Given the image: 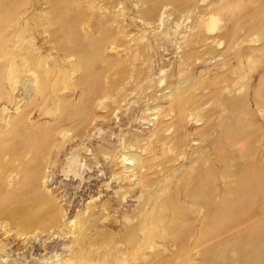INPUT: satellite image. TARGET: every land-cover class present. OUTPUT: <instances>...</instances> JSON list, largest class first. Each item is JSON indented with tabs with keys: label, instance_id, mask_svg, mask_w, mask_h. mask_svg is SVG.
Masks as SVG:
<instances>
[{
	"label": "rangeland",
	"instance_id": "1",
	"mask_svg": "<svg viewBox=\"0 0 264 264\" xmlns=\"http://www.w3.org/2000/svg\"><path fill=\"white\" fill-rule=\"evenodd\" d=\"M11 129L0 264H264V0H0Z\"/></svg>",
	"mask_w": 264,
	"mask_h": 264
},
{
	"label": "bare ground",
	"instance_id": "2",
	"mask_svg": "<svg viewBox=\"0 0 264 264\" xmlns=\"http://www.w3.org/2000/svg\"><path fill=\"white\" fill-rule=\"evenodd\" d=\"M88 60V57H87ZM86 61V60H85ZM90 61V60H89ZM87 62V61H86ZM90 63L88 62V65ZM87 65V64H86ZM85 65V66H86ZM90 67V66H89ZM96 74V73H95ZM43 88V86H42ZM24 115V114H23ZM20 118V117H19ZM7 119V118H6ZM9 119V118H8ZM14 119V118H12ZM26 119V118H25ZM15 120V119H14ZM6 121V120H5ZM10 122V121H9ZM14 125V124H13ZM5 130V129H4ZM24 132V131H23ZM29 138V137H28ZM43 143V139L38 137V138H33V139H25L24 136L16 133L13 129L7 131L4 134L0 135V175L2 172H4V170L10 166L14 160H18L22 157V151L24 148H27L28 146L30 148L35 149L36 147H38L39 145H42ZM38 150V149H37ZM25 153V152H24ZM8 154L9 157L6 159L5 155ZM35 157V156H34ZM129 159V157H124L123 160L124 162ZM12 168V166H11ZM23 170V169H22ZM24 175L27 174L26 169L22 172ZM5 176V175H4ZM2 178V176H1ZM23 185V184H22ZM12 187V186H11ZM14 187V186H13ZM23 187V186H22ZM21 186H17L14 190L12 189V191H9L7 193H4L0 196V216L4 214H6L10 217V221H16V222H23V224L26 223H31V225L33 226L34 222L35 224L37 223H41L42 220L39 222V220L37 219L36 215L34 214V212L36 210H34V208L36 207L35 205L31 204V203H26L24 202V198H23V188ZM209 189V188H208ZM6 190V189H5ZM205 195V194H204ZM205 199H207L209 201L210 196L206 195ZM235 208H239V205L234 206ZM251 207V206H249ZM253 207V206H252ZM232 207H226L225 211H232ZM244 208V207H243ZM242 208V209H243ZM38 209V207H37ZM248 209V208H247ZM235 210V209H233ZM254 210V208H253ZM237 211V209H236ZM245 211V210H244ZM238 212V211H237ZM239 213V212H238ZM245 213V212H244ZM37 214V213H36ZM248 214V213H247ZM232 215V213H231ZM235 215V214H233ZM240 215V214H239ZM250 215V213H249ZM8 217V218H9ZM4 218V217H3ZM39 218V217H38ZM246 218V216H245ZM38 221V222H37ZM13 222V223H14ZM12 223V222H10ZM33 223V224H32ZM156 223V222H155ZM20 224V223H19ZM18 224V225H19ZM20 224V225H23ZM19 225V226H20ZM28 226V225H27ZM31 226V228H32ZM36 225H34L33 227H35ZM12 227V226H11ZM21 227V226H20ZM24 226H22L23 228ZM26 228V227H25ZM28 228V227H27ZM23 230V229H22ZM251 230V228H250ZM258 231V230H257ZM250 232V231H249ZM247 232V233H249ZM251 233V232H250ZM253 233H251L252 235ZM259 234V233H258ZM262 235V234H261ZM256 236V234H255ZM259 236V235H258ZM251 243V240H249ZM245 243V242H244ZM243 245V244H242ZM246 245V244H245ZM249 245V242H248ZM247 245V246H248ZM251 247V246H250ZM256 248V247H255ZM254 248V249H255ZM237 249V248H236ZM253 249V248H252ZM258 249V248H257ZM260 249V248H259ZM258 249V250H259ZM235 250V249H234ZM238 251V250H237ZM250 251V250H249ZM245 250L242 251V253H240L242 255V261L240 264H254L252 261V257H251V253ZM241 252V251H239ZM259 254V253H257ZM239 255V254H238ZM240 255V257H241ZM253 256V255H252ZM240 259V258H239ZM254 260V259H253ZM105 262V261H104ZM109 262V261H107ZM114 263V262H112ZM78 264H84V262H80ZM103 264V263H102ZM108 264V263H107ZM256 264V263H255Z\"/></svg>",
	"mask_w": 264,
	"mask_h": 264
}]
</instances>
